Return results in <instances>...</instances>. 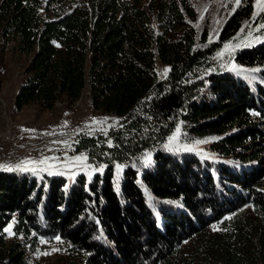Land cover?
<instances>
[{"label": "trees", "instance_id": "obj_1", "mask_svg": "<svg viewBox=\"0 0 264 264\" xmlns=\"http://www.w3.org/2000/svg\"><path fill=\"white\" fill-rule=\"evenodd\" d=\"M255 16L243 0L210 43L195 0H0L2 37L31 57L15 110L87 90L117 117L76 136L105 168L90 181L0 170V264H264V40L217 57ZM177 131L208 154L171 146Z\"/></svg>", "mask_w": 264, "mask_h": 264}, {"label": "rangeland", "instance_id": "obj_2", "mask_svg": "<svg viewBox=\"0 0 264 264\" xmlns=\"http://www.w3.org/2000/svg\"><path fill=\"white\" fill-rule=\"evenodd\" d=\"M237 0H195L197 9L196 28L201 35L209 29V42L218 43L226 21L242 6ZM264 4L255 0V19L249 24V30L239 42L226 44L218 52L219 59H229L243 49H251L264 40ZM31 57L13 51L0 31V167L12 171L29 172L37 178L60 175L73 185L79 175H85L88 181L96 173H102L104 166H95L88 161L85 153L75 150V139L80 133L90 135L106 134L117 124L112 114L95 111L88 91L82 98L70 104L61 100L52 111H42L36 105L15 110V99L26 77L25 70ZM230 67L233 61L230 63ZM170 67L157 59V72L163 79ZM183 132H176L170 141L171 146L184 151L208 154L209 139L183 138ZM200 141H207L200 143ZM80 159H77V158ZM43 161V163H41ZM19 166V167H16ZM35 169V171H33ZM121 172V170H119ZM54 250L43 253L41 264H65L63 259L54 255Z\"/></svg>", "mask_w": 264, "mask_h": 264}, {"label": "snow or ice", "instance_id": "obj_3", "mask_svg": "<svg viewBox=\"0 0 264 264\" xmlns=\"http://www.w3.org/2000/svg\"><path fill=\"white\" fill-rule=\"evenodd\" d=\"M239 2H240V0H237V3L239 4ZM258 3H260V4H264V0H258ZM262 10H264V9H262ZM204 142H207V141H200V143H204ZM77 159H80L79 157L77 158ZM41 163H43V161H41ZM118 168L120 167L119 165L117 166ZM10 170V169H9ZM33 171H35V169H33ZM6 231H9L8 229H6ZM9 234L10 235H15L14 233H11L10 231H9ZM57 239L59 240V237H57ZM45 254H47V253H45Z\"/></svg>", "mask_w": 264, "mask_h": 264}, {"label": "built area", "instance_id": "obj_4", "mask_svg": "<svg viewBox=\"0 0 264 264\" xmlns=\"http://www.w3.org/2000/svg\"><path fill=\"white\" fill-rule=\"evenodd\" d=\"M16 167H19V166H16ZM9 169H11V168H1L0 167V170H9Z\"/></svg>", "mask_w": 264, "mask_h": 264}]
</instances>
